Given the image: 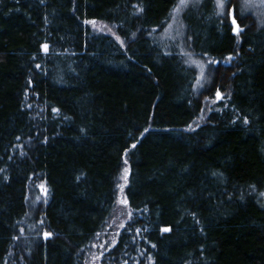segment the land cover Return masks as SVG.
<instances>
[{
	"label": "trees",
	"instance_id": "16d2710c",
	"mask_svg": "<svg viewBox=\"0 0 264 264\" xmlns=\"http://www.w3.org/2000/svg\"><path fill=\"white\" fill-rule=\"evenodd\" d=\"M177 3L0 0V264H264V25Z\"/></svg>",
	"mask_w": 264,
	"mask_h": 264
},
{
	"label": "snow or ice",
	"instance_id": "6c2138e0",
	"mask_svg": "<svg viewBox=\"0 0 264 264\" xmlns=\"http://www.w3.org/2000/svg\"><path fill=\"white\" fill-rule=\"evenodd\" d=\"M200 2H201V0H178L177 6L174 8V12L176 14H179L182 10L187 9L190 6L197 7L200 4ZM253 6L254 5L251 3V0H242L241 8H240V17H241V19H238L237 15H236V9L231 6L229 0H216V7H217V10H218L217 11V15L222 16V17L225 16V9L227 7V9H228L227 16L230 19L231 30H232L233 34L236 37H239L240 34L244 31V28L241 27V22H242V17L244 16L245 10H247V9L253 7ZM259 6L264 7V0H261V3H260ZM133 7L138 9V11L134 13V15H137V14L143 12V8L140 7L139 5H133ZM173 19L175 20V16L173 17ZM85 23L92 24L93 26L96 25V21H85ZM105 27H107V26H105ZM134 36H135V34H133V38H134ZM116 39L119 40V37H116ZM120 42H121V45H123V41H120ZM237 43H240L239 39H237ZM42 48H43L44 52L47 53L48 45L45 44V45L42 46ZM188 55H191V54H188ZM237 55H239V53H237ZM233 59H234V57L229 56V57H227V61L226 62H230ZM193 63H196L197 67L200 68V78H199V80H197V84L201 88H203L205 85H204V83H202V81H205L207 83H211V78L205 76L206 65L203 64V63H198L196 61H193ZM219 63H220V61L215 60V59H209L207 61V65H218ZM39 67H40V65L38 64L37 68H39ZM233 75H235V73H233ZM216 97L218 99H223L224 98V96L221 94L219 89H216ZM228 98L229 99L231 98L230 95L228 96ZM55 111H59V110L57 109ZM233 122H235V121H233ZM242 123L247 125L249 123V120L245 117L243 119ZM17 139H19V137H17ZM133 147H135V145H133ZM21 154L23 155V153H21ZM125 163H127V161H125ZM125 179H126V177H125ZM41 187H43V186H41ZM261 195H264V193H261ZM120 203H122L125 206H127L128 202H127V199L125 198V199L121 200ZM128 216H129V218H131V212H128ZM41 223H43L42 220H41ZM120 227H124V225L122 224V225H120ZM135 231H136L137 235H139L140 229H136ZM161 231L162 232H170L171 228L165 227V228L161 229ZM100 235L101 234L98 233L97 234V238H99ZM50 236H51V233H48V232L44 233L45 239L49 238ZM17 239H18V237H17ZM105 243H107V242H105ZM95 246L96 245H93V247H95ZM115 246H116V240L114 239L112 241V247H115ZM100 247L103 248L104 245L101 244ZM151 247L155 248L156 245L152 244ZM108 251H111V249H108ZM102 258H103L102 254L100 256H96L95 257V259H102ZM148 259L151 260L152 258L149 256ZM124 264H127V261H124ZM152 264H155V262L152 261Z\"/></svg>",
	"mask_w": 264,
	"mask_h": 264
},
{
	"label": "rangeland",
	"instance_id": "374dc122",
	"mask_svg": "<svg viewBox=\"0 0 264 264\" xmlns=\"http://www.w3.org/2000/svg\"><path fill=\"white\" fill-rule=\"evenodd\" d=\"M239 3L241 5L242 0H239ZM251 3L254 6L249 8V9H247V10H245V12L248 11L249 14H254L256 16V18H257L258 25H262L263 26L264 25V7L259 6L260 3H261V0H251ZM125 161H127L126 155L124 157V161H123L122 167H121L120 172L117 175V179H116V188H117V193L119 194L120 201L124 199L123 196H122L123 195L122 193H123V188L125 186V183H126V180H127V175H128V165H127V163H125ZM125 177H126V179H125ZM117 209H118V211L116 213V216L111 221V223L115 222V220L119 217L120 214L122 216V213H123L122 204H118L117 205ZM114 226H115L114 224H109L108 227L111 229L110 231H114V229H115V228H113ZM105 231H103L101 233V235L99 236V238L96 239V243L94 245H97V246L101 245V243H99V241L103 242V240H104L103 234H104Z\"/></svg>",
	"mask_w": 264,
	"mask_h": 264
}]
</instances>
